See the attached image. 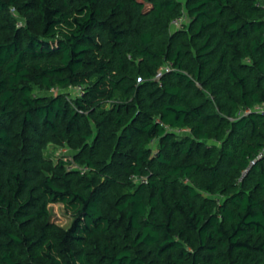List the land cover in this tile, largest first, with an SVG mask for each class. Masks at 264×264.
Masks as SVG:
<instances>
[{
    "label": "trees",
    "instance_id": "trees-1",
    "mask_svg": "<svg viewBox=\"0 0 264 264\" xmlns=\"http://www.w3.org/2000/svg\"><path fill=\"white\" fill-rule=\"evenodd\" d=\"M181 7L0 0V264H264V11Z\"/></svg>",
    "mask_w": 264,
    "mask_h": 264
},
{
    "label": "rangeland",
    "instance_id": "rangeland-1",
    "mask_svg": "<svg viewBox=\"0 0 264 264\" xmlns=\"http://www.w3.org/2000/svg\"><path fill=\"white\" fill-rule=\"evenodd\" d=\"M182 7L179 11V17H181V22L179 25L175 26L171 24L172 29H180L182 27H185V25H188L189 23V15L187 11L184 8L185 0H181ZM5 16H9V19L17 24V26L25 25V18L20 13H17L16 11L11 13H5ZM12 17V18H11ZM161 73L164 71V69L160 70ZM35 93L38 96H52L57 93H62L66 95L68 98L75 97L78 93V87L77 85H68L66 87L62 88H52L49 90L35 87ZM186 133V132H185ZM151 146L153 147V153H155L157 149V144L153 141L151 143ZM68 148L65 146H55L53 144H48L46 148L44 149L43 154L47 157H51L53 161H56V159L60 158L61 156L64 159H70V151L67 150ZM79 169H82V167L78 166ZM50 213H51V219L54 223L61 227H66L70 224L71 217L70 215L64 210L62 204L60 203H52L49 205Z\"/></svg>",
    "mask_w": 264,
    "mask_h": 264
},
{
    "label": "built area",
    "instance_id": "built-area-1",
    "mask_svg": "<svg viewBox=\"0 0 264 264\" xmlns=\"http://www.w3.org/2000/svg\"><path fill=\"white\" fill-rule=\"evenodd\" d=\"M256 4L259 5L263 9V11H264V0H256ZM180 22H181V17L178 16V17L172 19L171 24L177 26V25L180 24ZM167 70H169V68L168 67H165L164 71H167ZM160 73H161V71L158 72V75H160ZM77 87H78V93H81V86L78 85ZM251 111L259 112L260 114H263L264 115V104H262V105H255L252 108H249L248 107V108H245V109H241V110H239L237 112V115L240 116V115L246 114V113L251 112ZM263 156H264V142H263V145H262L260 151L257 153V155L253 159H251L250 162H249V164H248V166L245 167L241 171L239 180L243 178V176L248 172V170L255 163V161L257 159L262 158ZM140 180L141 181H145L146 179H145V177H141Z\"/></svg>",
    "mask_w": 264,
    "mask_h": 264
}]
</instances>
